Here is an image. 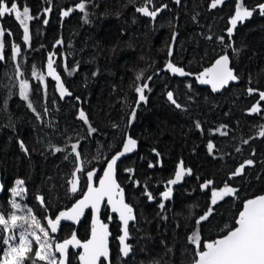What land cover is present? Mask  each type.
<instances>
[{
  "label": "trees",
  "instance_id": "1",
  "mask_svg": "<svg viewBox=\"0 0 264 264\" xmlns=\"http://www.w3.org/2000/svg\"><path fill=\"white\" fill-rule=\"evenodd\" d=\"M13 2L21 15L23 7H28L34 19L21 24L15 13L0 17V43L4 44L0 55L5 57L0 60V174L4 188L5 183L11 189L16 179L25 180L27 199L43 196L54 215L71 203L67 182L75 179L74 169L81 167L83 172L77 173L73 202L85 190L87 171H102L127 137H132L139 143L138 150L118 165L117 181L126 203L134 206L138 216L130 239L134 250L126 261L120 259L119 227L113 220L111 264H151L154 260L192 264L194 250L187 237L197 217L213 208L210 222L201 225L202 242L218 239L234 225L244 202L264 194V136H260L264 100L247 91L249 87L264 91V15L257 7L264 0H224L216 8H211L212 0H181L179 5L174 0H154L157 7L168 5L154 21L135 11L145 0H5L9 6ZM81 2L85 4L83 13L77 9ZM237 5L255 11L238 21L229 41L228 29ZM25 25L28 42L23 39ZM220 37H224L223 43ZM169 45L171 57L167 55ZM13 46L21 49L15 56ZM50 54L60 82L71 95L61 98L57 81L46 75ZM224 54L229 55L240 80L213 93L195 77ZM168 60L193 75L176 77L163 71ZM140 72L152 80L148 82L150 91L145 92L147 103L137 107L134 87ZM23 81L28 82L32 108L20 98ZM168 92L180 109L167 99ZM257 101L260 111L253 113ZM133 108L136 118L129 126ZM80 110L97 129L95 133L89 134L88 125L78 118ZM21 141L30 155L20 148ZM209 142L213 144L211 153ZM73 143L81 152L79 161L71 152ZM55 147L65 151L55 152ZM248 160L254 163L247 165ZM181 162L191 169V175L167 185ZM150 163L156 166L150 168ZM241 165L243 173L232 176ZM133 180L140 181V186ZM207 180L213 184L202 192L201 185ZM145 184L156 196L155 202L142 194ZM226 184L236 194L217 198L213 206L211 189L222 191ZM168 187L173 189L174 203L164 213L168 216L164 220L158 215L157 203ZM2 200L5 192L0 195ZM44 216L41 213V219ZM107 216V211L102 213L104 221ZM89 230L87 215L77 230L78 238L86 240ZM69 260V264H77L74 256Z\"/></svg>",
  "mask_w": 264,
  "mask_h": 264
},
{
  "label": "snow or ice",
  "instance_id": "2",
  "mask_svg": "<svg viewBox=\"0 0 264 264\" xmlns=\"http://www.w3.org/2000/svg\"><path fill=\"white\" fill-rule=\"evenodd\" d=\"M133 2V0H130ZM174 3L179 5L181 0H174ZM224 3V0H212L211 8H216L217 5ZM80 11H85V4L81 2L78 4ZM168 7L167 4H163L157 7L154 0H145V2L135 7V11L141 13L144 16L150 17L151 20H155L157 15ZM259 13L264 15V3L258 6ZM29 8L23 7L22 13L18 8V4L13 2L10 6L5 3V0H0V17H3L6 13H15L16 19L24 24L26 20L34 19L29 15ZM47 11V10H46ZM253 10H249L243 5H237L235 15L231 19L230 23L232 27L228 29V38L231 41L233 35V29L236 28L238 21L251 17ZM64 15H69L68 11L64 12ZM47 23V20L44 21ZM29 28L25 25L23 29V39L25 42L29 40ZM0 35L3 32L0 31ZM11 35V33H9ZM207 39L211 40L212 37L208 36ZM173 42L176 40V34H173ZM220 42H224V37L219 38ZM57 43H61L57 41ZM4 47L3 43H0V49ZM231 47V44H229ZM21 51L19 46H13L14 56ZM233 52L237 55L238 50L233 49ZM167 55L171 57L173 55L172 45L168 46ZM3 55H0V60L4 59ZM54 61L52 55L48 57L47 69L48 75L57 81L60 96L63 98L66 95H71L65 89L63 83H61V77L57 74L53 68ZM75 70V69H73ZM163 71H170L172 74H178L179 76H191L193 73L186 72L183 68L175 66V64L168 60L165 63ZM158 74V73H157ZM33 75L37 73L33 71ZM95 75V74H94ZM38 79L43 80V76H37ZM195 79L202 85H210L213 92H218L227 87L230 82H238L240 76L237 74L236 69L230 67V57L227 54L220 55L215 59L214 63L210 67L205 68L202 72L196 75ZM152 77H144V73L140 72L135 77L134 91L137 93V100L135 104L137 107L141 103H147L146 90L150 91L148 81H151ZM141 81H143L141 83ZM251 83V79H249ZM251 95L258 93L260 100H264V91L249 87L247 89ZM20 98L28 102L27 106L32 108V102L29 96V85L27 81H23L20 84L19 91ZM79 99V98H77ZM167 99L177 108L182 106L174 99L173 93H167ZM6 104V102H5ZM47 111V110H45ZM260 111L259 101L251 109V112L258 113ZM38 118L39 114H38ZM78 118L83 121L85 125H88L89 134L95 133L96 128L91 126V123L83 110L79 111ZM136 118V108H133L129 114V126L131 122ZM115 127V125H114ZM196 127L200 125L197 122ZM225 135L226 133H221ZM264 136V132L260 133ZM137 146V141L132 137H127L123 143V150L118 151L107 162V167L104 170V176L99 181V187L93 186V176L95 173L91 170L87 171V191L84 192L83 197L78 199L76 203L70 209L60 211L54 218H47V225L41 226V221L37 219L33 214V209L23 208L21 204L16 202L17 197H22L26 194L25 180L16 179L15 187L11 191L12 200L9 201L11 209L8 214L0 212V241L4 246L2 255H0V264H68L69 260V246L76 249H82L77 253L80 264H104L105 261L111 264L110 250H109V229L108 225L99 219V213L101 204L107 201V205H110L111 212L118 214V219L122 225V234L117 237L120 245V258L122 261H126L131 256L134 250V245L129 243L131 239V231L138 225V216L135 212L134 206L125 202L124 189L116 181V164L121 156L125 153L132 152ZM78 145L73 143L71 145V152L75 153V161L81 159V152L77 151ZM20 148L24 151L25 155H30L28 148L24 142H20ZM208 149L211 153L213 144L208 143ZM55 152L65 151L59 147H55ZM156 152L155 149H153ZM159 157L160 153L156 152ZM68 159V156H65ZM252 160L246 161L247 165H252ZM154 164H149V167H155ZM244 165H241L232 173V176H238L243 173ZM131 173L132 169H127ZM81 167H76L72 172V176L75 179H71L68 183L71 185L70 192L75 195L77 193V185L79 178L77 173H82ZM191 175V169H185L183 162L175 172V178L169 179L167 185H176L179 183L183 176ZM231 179V177H229ZM132 183L139 187L140 181L133 180ZM213 181H205L201 187L202 189L209 190ZM4 190V186L0 185V191ZM236 189L228 186H224L222 191L211 189V204L214 206L217 203V198L223 199L227 196H233L236 194ZM142 194L145 195L149 202H155L156 196L149 191L147 184L144 185ZM173 189L168 187L167 190L161 193L162 199L157 203L159 208L161 219L167 220L168 216L164 215L171 204L174 203L171 198ZM37 200L41 206H44L46 201L43 196H37ZM166 202H169L166 204ZM85 209H91L93 212V220L91 227L90 238L81 242L75 232L72 233L71 239H65L63 242H58L51 234L57 233L62 221L79 222L80 218L84 215ZM213 213V208L208 207L204 214H201L195 219V227L193 231L188 235L187 240L190 245L193 246L194 255L192 264H264V195H260L256 198L249 199L244 203L243 210L239 212L238 218L235 220L234 225L230 226L226 234L222 237L202 242L201 225L203 222H210L209 217ZM111 219V217H109ZM131 225V227H130ZM38 229V231H37ZM50 229V231L48 230ZM161 243H164L161 241ZM35 245V250H34ZM170 252L171 249H168ZM58 254V255H57ZM103 258V260L101 259ZM151 264H159V261L154 260Z\"/></svg>",
  "mask_w": 264,
  "mask_h": 264
},
{
  "label": "flooded vegetation",
  "instance_id": "3",
  "mask_svg": "<svg viewBox=\"0 0 264 264\" xmlns=\"http://www.w3.org/2000/svg\"><path fill=\"white\" fill-rule=\"evenodd\" d=\"M106 163H107V162H106ZM120 163H121V162H120ZM120 163H119V164H120ZM119 164H118V165H119ZM105 165H106V164H105ZM117 167H118V166H117ZM104 168H105V166H104ZM104 168H103V170H104ZM103 170L100 171V172L97 171V170H92V171H95V172L97 173L96 176H95V178H94V186L97 185V182H98V180H99V178H100V176H101ZM85 178H86V180H85V181H86V187H85V190L82 192V194L80 195V197H79L78 199H81V198H82L84 192H85L86 189H87V175L85 176ZM71 179H72V178H69L68 181L71 180ZM116 181H117V168H116ZM117 183H118V181H117ZM118 184H119V183H118ZM119 185H120V184H119ZM3 186H4V185H3ZM24 187H25V186H24ZM70 187H71V185L67 182L68 193L70 194L71 198L73 199V196H74V195L71 194V192H70ZM4 189H5V191L3 190V193L5 192V200L0 201V207H1L0 212L5 213V214H8L10 211H12V209L10 208V206H11V204L9 203L10 199H8V194H9V190H10V189L8 188V186H6V183H5V188H4ZM3 193H2V194H3ZM124 195H125V194H124ZM37 196H38V195H36L35 200L27 199V200H23L22 202H20V201H16V202H17L18 204L23 203V205H24L23 208H31V209H33V214L36 215L37 219H39V220L41 221V226H46V225H47V218H54L55 215H58L60 211H65V210L71 208V207L73 206V204L76 203V201L78 200V199H77L76 201L73 202L72 199H71V203H70L69 207H67L66 209H62V210L56 212L54 215H50L52 209H51L48 205H46V203H45L44 206H41L40 202L37 200ZM125 202H126V200H125ZM21 205H22V204H21ZM23 205H22V206H23ZM36 205H37V206H36ZM41 211H44V212H41ZM105 211H107L108 216H107L106 220L104 221V220L102 219V213L105 212ZM41 213L45 214V216L43 217V219H41ZM102 213H101V220H102L104 223H108L109 210L104 208V209L102 210ZM87 215H89V226H90V213L88 212V213L86 214L85 218L87 217ZM85 218L83 219V221L85 220ZM113 220H115L116 223L118 224V227H119V235H118V236H120V235H121V225L118 223L116 217H112V221H111V224H110V226H109V231H110V227H111V225H112ZM83 221H82V222H83ZM82 222H81V223H82ZM81 223H80V224H81ZM80 224H79V225H80ZM78 228H79V226H78ZM78 228H77V230H78ZM48 230H49V229H48ZM74 230H75V228H74L73 225H71V224H62V225L60 226V228H59L57 234H56V235H52V236L54 237V239H55L56 241H58V242H63V240H65V239H69V238L71 237V235H72V233L74 232ZM77 230H76V236H77ZM37 231H38V229H37ZM89 234H90V230H89ZM118 236H117V237H118ZM117 237H116V242H117V245H118V251H119L120 247H119V243H118V239H117ZM77 238H78V236H77ZM88 238H89V236H88ZM88 238H87L86 240H88ZM78 239H79V238H78ZM79 240H80L81 242H85V241H86V240H81V239H79ZM110 240H111V234H110ZM129 243H130V241H129ZM3 248H4V246L2 245V241H0V255H2ZM34 250H35V247H34ZM69 253H70V255H69V259L71 258V256H72V257L74 256L75 260L77 261V264H79V263H78V256H77V253L73 252L71 249L69 250ZM118 253H119V256H120V251H119ZM129 258H130V257H129ZM120 259H121V258H120ZM69 261H70V260H68V264H69ZM39 263H40V262H39ZM104 264H105V263H104Z\"/></svg>",
  "mask_w": 264,
  "mask_h": 264
},
{
  "label": "water",
  "instance_id": "4",
  "mask_svg": "<svg viewBox=\"0 0 264 264\" xmlns=\"http://www.w3.org/2000/svg\"><path fill=\"white\" fill-rule=\"evenodd\" d=\"M46 1H50V0H46ZM162 12V11H161ZM160 12V13H161ZM159 13V14H160ZM158 14V15H159ZM157 15V16H158ZM230 67H231V64H230ZM171 73V72H170ZM172 74V73H171ZM173 76H176V77H182V76H179L178 74H172ZM148 82H150V81H148ZM199 83V82H198ZM239 83V81L238 82H230V84L227 86V87H225V88H228L229 86H231V85H237ZM200 84V83H199ZM202 85V84H201ZM203 87H205V88H207V89H209L211 92H213L212 91V89H211V86L210 85H202ZM224 88V89H225ZM224 89H222V90H224ZM221 90V91H222ZM221 91H218V92H213V93H219V92H221ZM262 132H264V131H262ZM261 136V135H260ZM138 147H139V143L137 142V146H136V148L132 151V152H129V153H125V155H123V156H121L120 157V159L117 161V164H116V168H117V166H118V164L120 163V162H122L123 160H125V159H127V158H129V157H132L133 155H135V153L137 152V150H138ZM123 150V145L121 146V148H120V150L119 151H122ZM115 154H117V153H115ZM114 154V155H115ZM108 162V161H107ZM106 167H107V163H106V165H105V168H104V170L106 169ZM104 170H103V172H102V174H101V176H100V178H99V180H98V182H97V185L96 186H94V178H95V176H96V172L95 171H93L94 173H95V175L93 176V186L94 187H99V181H100V179H102L103 178V176H104ZM0 185H2V177H1V174H0ZM211 187V186H210ZM201 190H202V192H205L206 190L205 189H202V187H201ZM86 191H87V189H86ZM85 191V192H86ZM3 193V191H0V195ZM264 195V194H263ZM83 197V196H82ZM258 197V196H257ZM256 198V197H255ZM253 199V198H252ZM245 203V202H244ZM244 203H243V205H242V208H241V210L240 211H242L243 210V206H244ZM108 209L109 210V217H111V219H109V217H108V223H106L107 225H108V229H109V226H110V224H111V221H112V217H116V219H117V221H118V223L121 225V222L119 221V219H118V214H116V213H112L111 212V207H110V205H107V201H106V199H105V201L101 204V209H100V213H99V219L101 220V213H102V210L103 209ZM70 209V208H69ZM90 213V234H89V238H90V235H91V227H92V220H93V212H92V210L91 209H85V212H84V215L80 218V220H79V222H73V221H62L61 222V225L62 224H71V225H73L74 226V228H75V230H74V232H75V234H76V230H77V228H78V226H79V224L83 221V219L85 218V216H86V214L87 213ZM239 215V214H238ZM238 218V217H237ZM102 221V220H101ZM103 222V221H102ZM60 228V227H59ZM59 230V229H58ZM49 231H50V229H49ZM58 232V231H57ZM109 233H110V231H109ZM57 233H54V234H51V235H56ZM121 234H122V225H121ZM88 238V239H89ZM69 239H71V237L69 238ZM87 241V240H86ZM118 243H119V240H118ZM109 245H110V235H109ZM119 247H120V245H119ZM72 250L73 252H75V253H78V252H81L82 251V249H76V248H73L72 246H69V250ZM110 250V249H109ZM58 255V254H57ZM102 260H103V258H101ZM110 259H111V255H110ZM128 259V258H127ZM78 263L80 264V261H79V259H78ZM105 264H108V262L107 261H105L104 262Z\"/></svg>",
  "mask_w": 264,
  "mask_h": 264
},
{
  "label": "rangeland",
  "instance_id": "5",
  "mask_svg": "<svg viewBox=\"0 0 264 264\" xmlns=\"http://www.w3.org/2000/svg\"><path fill=\"white\" fill-rule=\"evenodd\" d=\"M77 9L80 10L79 7H77ZM46 75H47L48 77L52 78L51 76L48 75V69H47V66H46ZM52 79H53V78H52ZM13 187H15V182H14V184L12 185V188H13ZM12 188H11V189H12ZM11 189H10V190H11ZM9 194H11V191L9 192ZM12 199H13V197L11 196V200H12ZM15 199H16V201H20V202H22L23 200H27V194H25V195L22 196V197H17V198H15ZM21 204L23 205V203H21ZM23 207H24V205H23ZM34 247H35V245H34Z\"/></svg>",
  "mask_w": 264,
  "mask_h": 264
}]
</instances>
